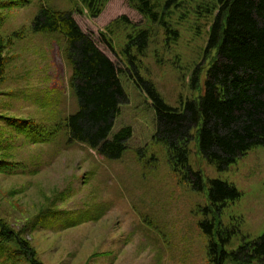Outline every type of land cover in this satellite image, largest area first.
<instances>
[{"label":"rangeland","instance_id":"374dc122","mask_svg":"<svg viewBox=\"0 0 264 264\" xmlns=\"http://www.w3.org/2000/svg\"><path fill=\"white\" fill-rule=\"evenodd\" d=\"M204 2L210 0H185L174 9L176 42L129 0H100L99 16L82 0H13L0 9L3 34L13 38L0 86V222L14 240L7 251L0 250V264H29L16 251L17 239L27 241L42 264H208V238L199 226L207 191L193 190L172 170L166 148L153 139L155 111L129 76L123 54L130 33L150 29V46L140 57L142 75L171 105L198 98L215 56V51L205 54L214 16L197 12ZM42 3L73 11L83 30L124 70L129 102L122 105L114 132L132 126L134 134L122 159L110 161L83 143L69 142L64 119L77 107L71 69L61 36L31 29ZM197 66L203 72L195 90L191 79ZM190 148V162L206 180L221 178L241 192L224 209V224H238L245 237L263 234L264 146L225 171L203 158L197 141Z\"/></svg>","mask_w":264,"mask_h":264},{"label":"trees","instance_id":"16d2710c","mask_svg":"<svg viewBox=\"0 0 264 264\" xmlns=\"http://www.w3.org/2000/svg\"><path fill=\"white\" fill-rule=\"evenodd\" d=\"M12 1L0 0V9ZM184 1L129 0L141 15L164 29L170 42L180 39L171 18L174 9L181 8ZM82 2L92 15L99 16L100 0ZM199 8L200 15L214 16L205 54L215 51V56L206 70L198 98L171 105L155 83L142 75L140 57L150 46V29L130 33L123 54L129 76L155 111L153 139L166 148L172 170L193 190L207 191L208 203L201 209L203 218L199 226L208 238V264H264V233L245 237L238 224H224L222 220L228 203L240 198V190L221 178L206 180L190 162L194 141L203 158L218 171L227 170L249 151L264 146V0H210ZM4 24L5 17L0 12V86L6 74V51L13 43L12 37L3 34ZM31 29L62 38L71 69L69 86L77 100L75 111L64 119L69 142L83 143L110 161L122 159L134 134L132 126L114 132L122 105L129 102L121 78L124 70L83 30L71 10H57L42 3ZM101 37L113 50L108 37L103 33ZM202 72L200 66L194 69L192 89L199 87ZM27 128V132L34 129L30 123ZM0 229L4 241L0 242V250L7 251L14 240L6 236L2 222ZM238 236L241 239L235 246ZM15 244L16 251L29 264H42L27 241L17 239Z\"/></svg>","mask_w":264,"mask_h":264}]
</instances>
